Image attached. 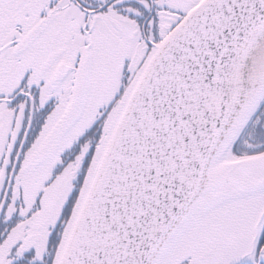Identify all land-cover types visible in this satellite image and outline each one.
I'll list each match as a JSON object with an SVG mask.
<instances>
[{"label": "snow or ice", "instance_id": "6c2138e0", "mask_svg": "<svg viewBox=\"0 0 264 264\" xmlns=\"http://www.w3.org/2000/svg\"><path fill=\"white\" fill-rule=\"evenodd\" d=\"M0 264H264V0H0Z\"/></svg>", "mask_w": 264, "mask_h": 264}]
</instances>
